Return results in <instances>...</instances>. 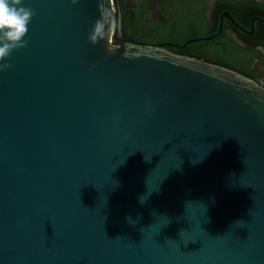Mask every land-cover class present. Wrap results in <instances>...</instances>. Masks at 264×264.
Returning a JSON list of instances; mask_svg holds the SVG:
<instances>
[{
  "label": "water",
  "instance_id": "95a60500",
  "mask_svg": "<svg viewBox=\"0 0 264 264\" xmlns=\"http://www.w3.org/2000/svg\"><path fill=\"white\" fill-rule=\"evenodd\" d=\"M24 6L0 72V264H264V87L112 46L111 0Z\"/></svg>",
  "mask_w": 264,
  "mask_h": 264
},
{
  "label": "flooded vegetation",
  "instance_id": "af4514ba",
  "mask_svg": "<svg viewBox=\"0 0 264 264\" xmlns=\"http://www.w3.org/2000/svg\"><path fill=\"white\" fill-rule=\"evenodd\" d=\"M110 43L161 47L264 87V0H111Z\"/></svg>",
  "mask_w": 264,
  "mask_h": 264
},
{
  "label": "clouds",
  "instance_id": "9594fccd",
  "mask_svg": "<svg viewBox=\"0 0 264 264\" xmlns=\"http://www.w3.org/2000/svg\"><path fill=\"white\" fill-rule=\"evenodd\" d=\"M72 4H78V0H72ZM36 15L35 11L24 6V0H0V72L12 69V64L4 63L11 54L28 46L26 39L29 25ZM103 16L104 13H101ZM104 35V24L97 20L89 34V40L97 45ZM141 197V203H144Z\"/></svg>",
  "mask_w": 264,
  "mask_h": 264
}]
</instances>
